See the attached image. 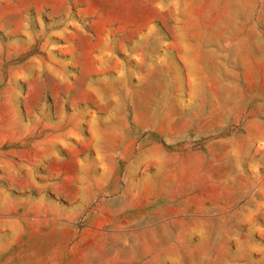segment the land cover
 Segmentation results:
<instances>
[{"label": "rangeland", "instance_id": "rangeland-1", "mask_svg": "<svg viewBox=\"0 0 264 264\" xmlns=\"http://www.w3.org/2000/svg\"><path fill=\"white\" fill-rule=\"evenodd\" d=\"M0 264H264V0H0Z\"/></svg>", "mask_w": 264, "mask_h": 264}]
</instances>
